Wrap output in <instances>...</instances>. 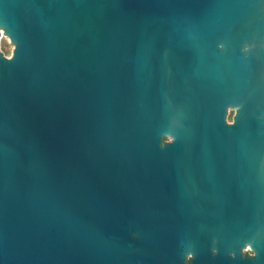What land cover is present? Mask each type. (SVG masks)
Returning a JSON list of instances; mask_svg holds the SVG:
<instances>
[{"label":"water","instance_id":"1","mask_svg":"<svg viewBox=\"0 0 264 264\" xmlns=\"http://www.w3.org/2000/svg\"><path fill=\"white\" fill-rule=\"evenodd\" d=\"M0 264H264V0H0Z\"/></svg>","mask_w":264,"mask_h":264},{"label":"rangeland","instance_id":"2","mask_svg":"<svg viewBox=\"0 0 264 264\" xmlns=\"http://www.w3.org/2000/svg\"><path fill=\"white\" fill-rule=\"evenodd\" d=\"M3 48H4V52H7V57H9L11 55V51H12V45L9 43V41H3Z\"/></svg>","mask_w":264,"mask_h":264},{"label":"trees","instance_id":"3","mask_svg":"<svg viewBox=\"0 0 264 264\" xmlns=\"http://www.w3.org/2000/svg\"><path fill=\"white\" fill-rule=\"evenodd\" d=\"M5 55H7V52H4Z\"/></svg>","mask_w":264,"mask_h":264}]
</instances>
